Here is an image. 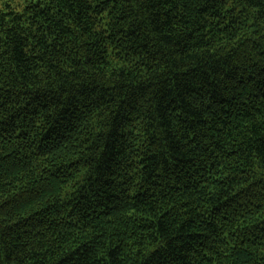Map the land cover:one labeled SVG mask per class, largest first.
I'll return each instance as SVG.
<instances>
[{
    "label": "trees",
    "instance_id": "16d2710c",
    "mask_svg": "<svg viewBox=\"0 0 264 264\" xmlns=\"http://www.w3.org/2000/svg\"><path fill=\"white\" fill-rule=\"evenodd\" d=\"M0 264H264V0H0Z\"/></svg>",
    "mask_w": 264,
    "mask_h": 264
}]
</instances>
